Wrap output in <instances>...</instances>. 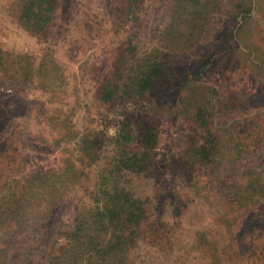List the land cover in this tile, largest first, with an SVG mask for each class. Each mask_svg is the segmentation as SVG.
I'll use <instances>...</instances> for the list:
<instances>
[{
	"label": "trees",
	"instance_id": "obj_1",
	"mask_svg": "<svg viewBox=\"0 0 264 264\" xmlns=\"http://www.w3.org/2000/svg\"><path fill=\"white\" fill-rule=\"evenodd\" d=\"M253 3L254 0H166L163 14L153 18L147 12L150 5L147 0H119L110 23L114 35L122 31L126 36L113 46L116 54L104 73L87 70V65H81L84 79L91 83L93 98L109 103L144 96L161 88L168 79L170 52L177 51L174 49L178 47L169 41L165 43L168 53L164 57L160 54L162 46L155 45L156 39L161 43L160 37H165L166 41L179 35L186 42L179 37L178 44L185 47L197 32L205 33L212 25L216 28L213 20L218 15H228L229 21L225 22L229 29L219 36L216 45L206 47L201 68L227 52L230 54L234 47L232 42L240 39L245 29L238 18L249 16ZM58 7L59 0H20L18 21L26 31L51 46ZM0 53V87L3 89L21 92L38 78V74L43 77L47 71L52 73L51 69L59 68L50 50L36 67L37 61L27 55L20 53L8 58L2 51ZM42 79L50 83L49 75ZM211 104L207 100L192 110L193 122L187 131L190 136L185 142L179 144L176 139L179 129H175L173 147L180 145L183 155L181 161L176 162L171 156L174 148H168L164 163L178 181L189 187V193L187 196L175 189L171 192V201L167 202L162 195L167 192L165 188L146 186L141 190L139 187L140 178L155 169L153 156L160 139L158 125L145 117L126 116L116 134L106 138L103 135L91 137V132L80 128L76 120L65 124L64 119L56 126L68 132L70 162L58 170L35 168L25 175L23 182L14 176L4 177L6 165L16 159V147L22 145L17 136L22 124L12 113L13 107L0 98V224L6 211L4 206L7 208L13 200L16 204L12 233L5 242L11 245L16 236L21 235V222L28 219L30 213L25 209L31 199L37 195L38 200H44L40 207L43 209L49 193L59 194V190L70 185L81 189L90 201L87 199L86 204L75 209L71 226L60 228L52 235L54 244L47 257L50 264H125L133 250L143 247L154 250L153 257L162 261L160 264L241 263V258L246 256L248 264H264V158L261 157L264 151L257 147L260 142L264 143V133L254 134L256 129L264 130L261 123L254 128L247 123L233 135L237 137L232 139L234 155L229 169H224L232 174L238 171L239 177L223 187L229 195L226 208L213 213L211 225L198 228H191L189 218L192 216L185 214L193 188L196 196L204 193L208 196V191L200 190L192 183V178L197 172L219 167L221 150L228 142L224 130L214 128ZM29 139L32 141L31 135ZM103 158L107 160L105 165ZM101 162L102 167L96 173L94 166ZM67 180L71 183H66ZM165 205L169 206V211ZM253 210H260V216L246 220L241 232V221L238 224L237 221ZM257 224L262 225L256 227ZM42 232L43 229H37L23 238L36 237ZM241 233L244 234L241 236ZM61 238L65 246H60ZM240 241L247 242L246 247L251 249L248 255L238 248Z\"/></svg>",
	"mask_w": 264,
	"mask_h": 264
},
{
	"label": "rangeland",
	"instance_id": "obj_2",
	"mask_svg": "<svg viewBox=\"0 0 264 264\" xmlns=\"http://www.w3.org/2000/svg\"><path fill=\"white\" fill-rule=\"evenodd\" d=\"M19 2L20 0H0V51L7 57L20 53L27 55L26 57L37 61L34 63L36 67L44 54L50 50L54 53L59 68L51 69L52 73L47 71L43 77L38 74V78L21 92L0 87L1 100L13 107L12 113L22 124L17 135L19 144L22 145L16 147V159L6 165L4 177L14 176L23 182L25 175L35 168L41 171L58 170L70 162L72 154L68 151L69 145L67 146L71 142L67 136L68 132L64 127L56 126L64 119L65 124L76 120L80 128L84 127L91 132V137L103 135L106 138L114 136L124 118L131 115L148 118L160 129L159 144L153 156L155 169L140 178V189L146 186L152 189L163 187L167 192L162 195L167 202L171 201L175 189L188 196L189 187L173 176L164 161L168 148L173 147L176 127L179 129L177 141L179 144L185 142L190 136L187 131L193 122L192 110L195 111L210 100V116L214 128L224 130L228 142L224 143L221 150L223 156L219 158L220 166L213 171L197 172L192 178V183H196L200 190L208 191V196L205 193L196 196L193 188L185 214L192 216L189 218L192 220L191 228L211 225L213 213L222 211L228 204L226 196L229 195L223 191V187L239 177L238 171L232 174L224 169H229L230 160L234 155L231 149L232 139L236 140L237 137L233 135L239 133L247 123L253 125V128L259 127L256 125L261 123L264 129V0H254L250 15L238 18L245 29L240 39L232 42L234 47L231 53L217 57L216 61L207 67L201 68L206 56V47L216 45L219 36L229 29L225 22L229 21L227 14L216 16L213 20L216 28L212 25L208 26L205 33L197 32L192 40L185 43V47L179 46L180 38L186 42V39L179 35L166 41L165 37H160L161 43L156 39L155 45L162 46L160 49L163 51H160V54L164 57L168 53L165 43L169 41L178 47L174 49L177 51H169L170 70L167 81L152 93L134 96L132 99H116L109 103L93 98L91 83L84 79V69L81 65H87V70H102L104 73L109 61L116 54L113 46L120 44L126 36L122 31L114 35V28L110 23L119 0H59L51 46L21 26L18 21ZM147 2L150 3L147 8L150 16L154 18L163 14L166 0ZM232 5L230 9H233ZM149 43L152 44L153 39ZM37 68L39 69L38 66ZM45 75H49L50 83H44L42 78ZM257 133H264V130L256 129L254 134ZM30 135L32 141L29 139ZM257 147L259 151H264L263 142ZM173 148L174 153L171 156L175 158L174 161L180 162L183 155L181 146ZM104 150L106 151V148H103ZM261 157L264 158L263 153ZM102 160L105 165L107 160ZM94 167L97 173L102 167V162ZM68 182L71 183L67 180L66 183ZM47 199L48 203L43 209L40 207L44 200H38L37 195L31 199L30 205L25 209L30 213L28 219L24 218L21 222L22 233L16 236L17 239L11 245L5 240L10 239L12 233L16 204L13 200L7 204V208L4 206L6 211L3 223L0 224V264H50L47 257L54 244L52 235L60 228L71 226L76 215L75 209L90 201L87 196H83L81 189L70 185L59 190V194L49 193ZM213 203L216 204L212 205ZM168 208L169 206L165 205L167 211ZM252 216L258 218L260 210H253L250 214L240 217L237 224L241 221V232L247 224L246 220ZM259 225L262 224H257L256 227ZM37 229H43L47 233L23 238ZM243 234L241 233V236ZM2 236L5 239L2 240ZM60 241V246H65L63 238ZM239 243L238 248L248 255L251 249L246 247L247 242ZM152 252L154 250L147 247L133 250L125 264H160L162 261L154 258ZM248 263L246 256L241 258V263L230 264Z\"/></svg>",
	"mask_w": 264,
	"mask_h": 264
}]
</instances>
